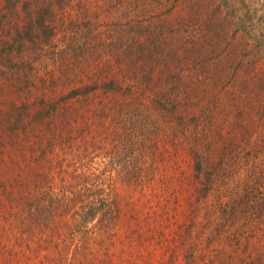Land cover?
I'll return each instance as SVG.
<instances>
[{"label":"rangeland","instance_id":"374dc122","mask_svg":"<svg viewBox=\"0 0 264 264\" xmlns=\"http://www.w3.org/2000/svg\"><path fill=\"white\" fill-rule=\"evenodd\" d=\"M43 1L56 0L38 2ZM106 1L71 0L65 6L57 2V17L50 22L55 40L38 43L29 57L25 55L33 64L27 76L31 82L24 73L21 80L0 82V153L7 160L0 163L5 167L0 181L27 180L9 188L12 208L0 188V205H7L12 217L8 224L14 225L18 215L24 218L28 211L24 199L48 206L57 202L67 192L68 165L74 161L79 162L77 176L100 180L103 191H110L112 183L117 189L130 181L121 191L118 220L104 221L106 231L98 221L79 225L71 210L60 222L43 224L33 240L28 238L29 227L0 229V260L5 251L12 254L11 264H264V53H252L264 50V0H170L176 8L171 17L165 0H149L154 10L148 17L128 18L120 16L129 0ZM7 3L0 0V14ZM100 7L105 9L97 12ZM16 18L5 23V29L0 25V37L11 35L15 23L23 25L24 17ZM79 25H89L87 32ZM120 33L137 60L148 57L143 49L159 35L161 50L164 37L180 45L176 57L162 63L155 85L166 84L170 72L165 68L174 69L182 115L190 119L198 111L197 135L206 144L213 173L210 190L193 173L183 126L155 110L141 90L136 94L134 89L133 98L91 92L61 104L72 91L106 80L134 87L122 71L128 76L127 69L135 63L127 61V69L121 68L109 53L113 43L120 42ZM248 71L251 80L243 85ZM142 91L146 95L145 87ZM111 99L127 102L143 120L141 130L134 131L129 123L118 130L128 143L113 141L115 123L101 114ZM43 101L59 104L53 115L45 108L39 117ZM150 118L159 126L147 124ZM40 132L53 133L57 142L55 152L45 144L51 152L44 157L31 149L34 139L28 140ZM139 148L150 153H135ZM143 164L147 171L139 168ZM76 218L81 223V217Z\"/></svg>","mask_w":264,"mask_h":264},{"label":"trees","instance_id":"16d2710c","mask_svg":"<svg viewBox=\"0 0 264 264\" xmlns=\"http://www.w3.org/2000/svg\"><path fill=\"white\" fill-rule=\"evenodd\" d=\"M6 1L8 3L4 5V7H2V13L0 14V25L2 26V29H5V27L3 28L5 23L11 24L10 22L13 21V18H15L16 20V17H18L20 14L24 18L22 26L16 23L14 24V28L11 30V35L9 34L0 37V82L14 81L15 78H17L16 80H21L20 75L24 73V77L30 83L31 77L27 76L30 75L29 73L33 71V64L32 62H29L26 59L25 55L29 57L31 54V48L36 44L41 43L42 45H49L50 43H52V41L55 40L56 30L52 25H50V22H54V17H57V13L54 7L56 6L57 2H60L58 3L60 4V6L62 4L64 5V3H67L69 5L71 4L69 3V1L71 0H56L52 2H38L39 0H37L36 2H31L27 0ZM103 1L105 4H108L106 0ZM112 1L114 0H111V2ZM169 2L170 0L164 1V7H166L168 12L167 17H171L172 14L176 12V8L174 7V5H169ZM124 3L125 1L123 3H120L119 7H121V5ZM64 6H62L61 9H65ZM124 6L123 9L125 10V13L120 16L122 18L148 17V15L151 14L154 10V5L152 6L149 0H129V5L127 7ZM99 9L105 8L100 7L97 9V12ZM103 14L106 15L107 12ZM128 24L130 27V22ZM88 26L89 25L82 27L79 25V29L81 31H86L88 29ZM118 31L119 30H117V32ZM160 36L161 35H159V38L153 39L152 42L147 44L145 46V49H143L142 55L144 53H148V57L145 60L143 59V56H141V60H137V53L136 57L134 58V53H130V49L132 48V46L128 43H124L122 33H120L119 36L120 42L113 43L112 50H110L109 53L110 56L119 59L120 66H122L121 68L125 67V65H128L127 61H129L130 65H132V62L135 63L133 66H130L129 69L125 67L128 71V76H126L124 71H122L124 74L123 78L127 79L129 82H132L134 87H124L123 83H118L113 79L110 81L106 80L105 82H101L100 84H97L94 87L88 86L86 89H78L72 91L68 97H64L63 99H61L63 101V103L61 104L64 105L65 102H67L69 99L73 100L79 98L80 96H87L88 94H91V92L97 94L100 92L99 95H105L106 97L110 96L112 98H120L118 94H123L125 96H129V94H131V97L133 98L135 97V95H133L134 89H136V94L137 92L139 93V90H141L140 95L144 96L152 104V107H154L155 110L157 109L165 115H168L172 120L178 121L179 126H183L182 133L185 138L189 139L186 144L188 148V156L190 157L193 163V173L199 180L204 181V183L206 184L205 190L208 191L210 190V187H208V185L211 182L213 173L210 168L208 155L207 153H205L204 150V145L206 144L203 140L199 139V136L197 135V129L199 126V120H197L198 111L192 113L190 119L182 115L181 108L183 99L181 92L179 91L180 89L176 85L175 78H177L176 75L178 74L175 75V72H173L174 69L170 68L169 66L165 68L167 72H170V76L167 78L166 84H162L160 86L155 85V78L158 75V72L159 74H161L162 67H164L162 66V63L164 64L169 57H176L178 50L181 49L179 48L180 45L177 46V43H174L175 39H171V41H169L168 38L164 37V39L162 40L166 44V46H164L161 50V46L158 43L160 40ZM166 47L168 49L167 51H165ZM252 53L262 56L264 50L261 49L260 51L256 52L252 51ZM203 63L206 64V62ZM207 66L211 69L210 64ZM243 68L246 69L245 66H243ZM236 71L237 69L233 70V72ZM249 75L250 71H248L247 75L245 73V80L242 82L243 85H249L247 81L251 80L247 78L249 77ZM211 76L212 70L208 72L206 78H210ZM213 83L216 85L217 80ZM142 87H145L147 89L146 95H144L145 93L144 91H142ZM110 103V105L104 108V112L101 114H103L102 116H105L106 120L109 119L110 123L113 124L114 122L116 124V127L115 124L113 125L114 128L112 129L111 137L113 138V141H115V138H117V143H122V141H126L128 143L129 140L123 134H119L118 130H124L128 123L132 124L134 131L141 130L143 129V120L142 122H140L136 116V111L134 112L128 109L129 107L127 102H121L119 104L118 99H111ZM42 104L44 107H42V110L38 112L39 117H43V110L45 111V108H48L46 109V111L49 110V114L53 115L52 113L54 112V110L56 111L57 107L59 106V104H53L52 106V103L48 105L45 101H43ZM16 110L18 113L21 112V110L17 109V107H15V111ZM151 120V118L147 119V124L153 127L159 126L156 123V120ZM37 129L42 130L41 127H37ZM52 135L53 133L49 135H44V133L40 132L39 134H35L36 138L30 139V137H28V140L30 141L34 139L32 143L34 144V146L32 145L31 149L35 153L40 151L41 156L44 157L49 152H51V150L49 151L48 149L49 147L45 146V144H48L47 146L51 145L52 152H55L57 142L54 138H52ZM139 149L135 153L139 155L150 153L148 149ZM59 152L60 149L59 151H57V153ZM131 152L134 153V150H132ZM6 161L7 160L3 157V153H0V163H6ZM118 161H116V163L121 166ZM126 161L127 159L124 161L123 164H125ZM206 161L207 163H209V167H205L207 166ZM78 163L79 162L73 161L70 163V165H68L70 177L66 181L65 185V188L68 193L66 192V194H62L61 197L58 196L57 202L53 201L49 204V206L41 203L30 204L29 199H24L25 205L29 207L28 211L25 212L26 215L24 218L18 215L19 217L14 223V225L8 224L12 221V217L9 215L10 213L8 214L6 206L8 205L12 208V204L14 203L13 194L11 189L9 190V188L12 187V183L13 185L17 184V186L24 185L25 181L27 180L23 181V177H18L16 180H1L0 188L3 192L2 194L5 196V202L8 200L9 204L5 205L4 202H1L0 218L2 219H0V229H2V231H5L12 229L14 230L18 228L19 231H21V229L29 227L32 231V236L28 238L33 240L35 237L34 234L36 233V230L40 227L43 228V224L52 225L53 222H60V218L64 215L66 216L69 211L72 210V212H74V216L72 215V220L79 223V225L89 224L91 222L98 221V225L103 224L104 229L108 231L109 227H107V225H104L106 224L104 221L111 222L113 219L115 221L118 220V216L120 215L118 211L121 210L122 203L121 191L127 189L126 184H130V181H124V183L121 182L120 185H122V187H118L117 189L116 184L112 183L110 186H108L111 189L110 191H103L102 183H100L99 185L97 184V181L100 180L92 177L80 179V176H77ZM84 167L85 166H82V169ZM145 167L149 168L147 164L139 166V168H143L145 171H147ZM2 168L5 167L0 165V172H2ZM3 213L6 215L5 217L1 215ZM75 216L81 217V223L80 220L77 219ZM73 228L74 227H72V229ZM5 234L7 235L9 233L5 232ZM5 234L3 233L2 235ZM23 235L25 239V236L27 234L24 233ZM2 255L4 256V260H0V264H11L12 262H14L12 254L8 253L7 256L6 252L4 251Z\"/></svg>","mask_w":264,"mask_h":264}]
</instances>
